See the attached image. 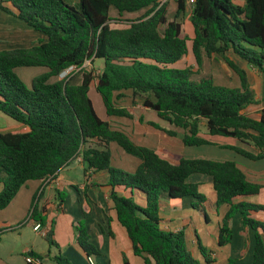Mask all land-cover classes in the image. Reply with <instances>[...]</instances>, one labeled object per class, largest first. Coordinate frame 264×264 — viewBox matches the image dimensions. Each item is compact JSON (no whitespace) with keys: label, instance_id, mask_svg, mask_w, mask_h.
Segmentation results:
<instances>
[{"label":"trees","instance_id":"obj_1","mask_svg":"<svg viewBox=\"0 0 264 264\" xmlns=\"http://www.w3.org/2000/svg\"><path fill=\"white\" fill-rule=\"evenodd\" d=\"M176 3L169 19L167 1L159 0H0L1 10L45 36L28 48L0 50V111L27 127L26 131L0 133V210L26 181L52 177L79 157L84 173H108L117 220L131 241L133 253L141 256L144 264H215L210 250L200 243L202 260L193 254L183 229L168 231L159 225L163 195L191 199L188 203L194 208L193 200L205 201L197 184L186 181L192 173H203L212 177L216 206L228 205L219 224L218 245L231 241L230 222L239 213L245 245V230L254 232L251 264H264V221L253 216L264 212V205L247 200L258 195L263 185L249 181L231 160L180 157L176 163L170 162L113 129L98 115L89 97L95 78L94 87L108 117H131L126 107L116 104L128 92L132 100H139L160 119L181 129L184 145L211 143L200 134L204 123L206 134L236 138L258 152L232 145L228 148L250 159L264 158V107L256 116L242 112L259 100L245 69L227 54L230 51L257 72H264V0ZM188 4V31L183 34ZM111 7L119 15L144 13L116 27L109 16ZM212 55L221 57L234 71L238 87L216 84L210 74L194 77L202 69L203 58ZM184 57L191 59L194 67L174 66ZM87 59L103 60L96 76L89 70L82 72L80 82L70 80V73L57 78L69 68L82 69ZM22 66L48 70L34 76L28 87L14 71ZM52 77L56 79L51 81ZM150 124L170 136L177 135L176 130ZM111 142L140 160L134 171L110 165ZM118 186L126 193H118ZM135 192L144 194V205L135 200ZM30 218L46 221L35 206ZM75 228L77 243L87 255L93 254L96 250L84 225L79 222ZM44 238L49 245L56 244L50 227ZM37 257L42 260V256ZM53 260L72 264L60 253ZM233 262L229 259L226 264Z\"/></svg>","mask_w":264,"mask_h":264},{"label":"crops","instance_id":"obj_2","mask_svg":"<svg viewBox=\"0 0 264 264\" xmlns=\"http://www.w3.org/2000/svg\"><path fill=\"white\" fill-rule=\"evenodd\" d=\"M170 3L176 9V0H172ZM189 7L190 5L186 10L184 24H187V18L189 20ZM111 9L116 11L115 8L111 7L109 15ZM140 11L133 13H139ZM28 27L18 17L0 9V50L28 48L45 39L43 34ZM227 54L239 67L245 69L250 87L254 90L255 98L259 100L256 104L248 105L242 112L252 116L259 115L264 107V72H257L243 59L230 51ZM183 59L180 60L183 65L193 64L194 67V62L191 59ZM22 67L41 68L40 72L31 76L30 86L34 76L48 70L44 66ZM17 68L15 67L14 71ZM202 70L198 75L204 73ZM209 74L216 84L228 87L239 86L238 76L225 62L213 67ZM55 79L56 77L50 78L51 81ZM124 95L125 98H130L132 103L137 100H132L128 92H125ZM142 107L141 113L134 117L135 121L130 122L127 129L124 126L123 119L128 117L124 116L110 117V126L113 129L123 131L136 144L150 147L170 162L176 163L181 157L176 154L178 148H175L171 140H165L160 136L157 133V128L150 124V122L161 124V119L152 109ZM110 119H114V126ZM173 128L176 131L181 130ZM10 130L26 131L27 127L0 111V133ZM200 134L211 143L191 146L183 144V155L186 158L236 162L249 181L263 185L258 195L247 197V200L264 205V158L250 159L227 146H237L254 154L258 151L252 145L233 137L208 135L205 129H201ZM184 148L186 151H184ZM124 152L116 150L121 158V163L132 172L136 169L140 160L137 158L138 160L132 161L123 154ZM74 162L79 166H69L70 163L63 166L52 177L26 181L11 202L0 210V264H28L25 259L26 254L42 256L41 261L43 264H49V260L55 263L53 257L59 253L72 264H88L87 254L76 241L77 231L75 225L79 222L86 228L89 234V242L95 247L96 251L91 254V257L96 264H124L125 260L129 264H144L142 257L133 253L131 241L125 229L117 220L110 199L111 188L107 185L108 173L105 170H90L84 173L80 158L78 157ZM186 181L197 184V190L205 197L203 203L209 206L211 212H208L206 208L184 207L185 205H183L180 198L161 197L160 227L168 231L183 229L188 247L191 250H196V248H199L198 244L200 243L210 250V257L215 264H226L229 259L234 260L232 264H251L254 232L250 229L245 230L247 239L245 245L244 227L239 213L230 222L232 229L231 241L223 245L217 243L219 224L228 209V205L216 206L212 177L203 173H192ZM116 190L120 194L126 193V190L121 186H118ZM59 197L62 198L60 203L58 201ZM134 198L140 205H144V194L135 192ZM186 205L188 206V203ZM34 206L46 218L43 224H48V228L52 229L55 245H49L44 236L32 229L33 222L36 220L30 218V213ZM253 216L264 221V212L254 213ZM211 222L214 223L213 230L209 228ZM39 237L46 244H41L38 240ZM234 250L235 255L232 253ZM199 254L194 255L202 260V256Z\"/></svg>","mask_w":264,"mask_h":264},{"label":"rangeland","instance_id":"obj_3","mask_svg":"<svg viewBox=\"0 0 264 264\" xmlns=\"http://www.w3.org/2000/svg\"><path fill=\"white\" fill-rule=\"evenodd\" d=\"M167 1V16L169 19H171L173 17V14H174V7L173 5L170 3L172 2V0H166ZM169 1V3H168ZM234 3H237V4H243L244 3V0H232ZM189 3V1H188ZM189 5V4H188ZM189 12H190V7H189ZM144 13V11H140L139 13H133V12H124L122 13L121 15H119L117 13V11L111 9V12H110V17L112 18L111 20V23H112V26H116V27H123L127 24V22L131 19H135L137 17H140L142 16ZM188 18L186 19V22H188ZM188 24V23H187ZM187 24H184V29H183V34H185L186 32L185 31H188L187 29ZM29 28V27H28ZM38 34V33H37ZM41 34V33H40ZM183 60H187V57H185V59ZM193 62V61H192ZM221 62H224L223 59L217 55H212L211 57L207 58V57H204L203 58V62H202V72L204 73H201L200 75L196 74L194 75V77H199L201 75H207L209 74L211 71H212V68L213 67H216L218 64H220ZM102 64H103V60L102 59H95L93 61H91V59H87L83 66H82V69L81 68H69L67 70H65L60 76H58L57 78H62L64 77L66 74H69L70 73V77L69 79L72 80L73 82H80L81 80V77H82V72L83 71H89V70H92L93 72V75L96 76L97 72L99 71V69H101L102 67ZM175 67H181V66H192L193 67V64H184L183 65V62L181 61H178L174 64ZM252 68V67H251ZM40 69L39 67H18L16 70H15V73L19 76V78L28 86L30 87V81H31V76L34 75V74H37L38 72H40ZM96 83V79L94 78L91 82V87L89 88V97L91 98L92 102H93V105L95 107V110L96 112L98 113V115L103 118V119H106L109 121V118L110 117H113V116H110L108 117L105 113V110H104V106L102 104V101H101V97L99 95V93L96 91L94 85ZM126 96H122L121 97V100H119V102H116V104L119 106H123V107H126L127 110L129 111V113L131 114V117H128V118H125L123 119L124 121V126H126V129L127 127L129 126L130 122L132 121H135V118L138 114L141 113V108L142 107V104L139 103L138 100L134 101L133 103L131 102L130 98H125ZM136 102V103H135ZM152 112V111H151ZM155 114V112H152ZM158 119V118H157ZM112 125L114 126L115 123L113 122L114 119H110ZM156 124H158L159 126L161 127H164L166 129H173L175 130L173 127H171V125H169L167 122L163 121L161 119V124L160 123H157V122H154ZM201 127L202 129H204L205 127V124L202 123L201 124ZM157 133H159L160 136H162L165 140H171L173 143H174V146L175 148L177 149V153L179 155V157L183 156V143H182V140H181V136H182V130H178L177 131V135L175 136H170L168 135L165 131L157 128ZM160 131V132H159ZM186 148H194V147H186ZM116 150H118V152H124L116 143H111L110 144V151H111V155H113V157H111V162H110V165L112 167H116V168H119V169H122L124 171H127V172H131V170L127 169L126 167H124V164L121 163V158L118 156V153H116ZM184 151H186V149L184 148ZM125 156H127L130 160H138L137 158L127 154V153H123ZM69 166H79L77 165L76 162L73 161V163L71 162V164ZM199 193H201L199 190H197ZM202 194V193H201ZM162 197H167L165 195H163ZM181 199V202L183 203V205H185L184 207H192L188 202L191 201V199ZM188 203V206L186 205ZM192 203H195L197 205V208L196 209H207V211L209 212V206L207 204H204L200 201H194ZM211 212V211H210ZM212 219V217H211ZM209 228L211 230L214 229V223L211 222L209 224ZM39 242L41 244H46L43 239L41 237H39ZM39 249V248H38ZM37 249V250H38ZM190 249V248H189ZM199 248H196V250H192V252L196 255V254H199L200 253V250H198ZM36 250V251H37ZM40 251V250H38ZM234 253L235 255V250L232 252ZM200 255V254H199ZM197 256V255H196ZM199 259V257H197ZM49 264H55L53 263L51 260H49L48 262Z\"/></svg>","mask_w":264,"mask_h":264},{"label":"built area","instance_id":"obj_4","mask_svg":"<svg viewBox=\"0 0 264 264\" xmlns=\"http://www.w3.org/2000/svg\"><path fill=\"white\" fill-rule=\"evenodd\" d=\"M159 1L160 3H162L166 0H159ZM188 1L189 3L194 2V0H188ZM32 229L35 232L41 234L42 236H45L47 229H48V224H43L40 221H34ZM25 259L28 264H43L42 261L37 256H34V255L26 254ZM87 261H88V264H96L94 259L91 257V255H87Z\"/></svg>","mask_w":264,"mask_h":264}]
</instances>
